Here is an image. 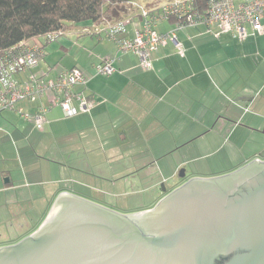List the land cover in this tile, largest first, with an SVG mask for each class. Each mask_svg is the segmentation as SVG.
Wrapping results in <instances>:
<instances>
[{"label": "crops", "instance_id": "1", "mask_svg": "<svg viewBox=\"0 0 264 264\" xmlns=\"http://www.w3.org/2000/svg\"><path fill=\"white\" fill-rule=\"evenodd\" d=\"M172 27L169 20L156 23L160 33ZM176 37L183 55L168 41L151 52L147 69L139 66L134 52H120L114 42L78 29L76 36L49 43L40 37L29 39L43 47L41 71L54 68L49 74L55 76L65 68H80L87 82L76 88L94 96L96 104L71 117L53 106L42 130L18 111H0V193L16 201L18 188L24 186L13 179V173L21 175L19 167L9 162L16 163L18 155L37 144L45 150L58 147L63 156L67 148L82 151L84 157L71 158L77 160V170L99 162L114 171L117 165L121 167L116 170L149 166L157 176L151 179L153 186L173 180L180 168L187 172L189 167L187 178L171 189L162 186L163 195L189 178L213 177L206 172L232 161V156L241 154L242 160L223 171L260 159L259 154L264 155V32L239 39L215 26L196 25L179 29ZM112 57L115 70L106 76L95 74V65ZM36 105L24 101L16 107L30 113ZM243 147L250 149L249 155L242 153ZM8 244L12 243L3 245Z\"/></svg>", "mask_w": 264, "mask_h": 264}, {"label": "water", "instance_id": "2", "mask_svg": "<svg viewBox=\"0 0 264 264\" xmlns=\"http://www.w3.org/2000/svg\"><path fill=\"white\" fill-rule=\"evenodd\" d=\"M0 264H264V159L131 214L60 192L35 231L0 246Z\"/></svg>", "mask_w": 264, "mask_h": 264}, {"label": "built area", "instance_id": "3", "mask_svg": "<svg viewBox=\"0 0 264 264\" xmlns=\"http://www.w3.org/2000/svg\"><path fill=\"white\" fill-rule=\"evenodd\" d=\"M194 0H167L160 6L143 8L140 15L142 24L134 23V18L106 20L103 28H96L97 33L114 42L120 52H134L139 57V66L147 69L150 66V54L159 46L171 41L177 52L183 55L184 49L177 40L176 32L186 26H216L220 32L232 33L239 39L261 34L264 25L261 18L264 14V0H207L206 11L198 12L193 7ZM175 18L173 27L165 33L158 32L156 23L162 19ZM133 25V36L129 37L126 26ZM59 36L57 31L41 35L44 42H51ZM44 52L37 41L32 43L23 40L18 44L0 50V110H13L15 104L26 100L37 102L33 112L19 109L25 118H31L35 128L42 130L46 123V113L59 106L65 117L88 112L96 99L86 94L84 88L87 77L78 67L65 69L51 76L49 68L46 72H32L42 58ZM115 57L106 58L95 65V74L109 75L115 68ZM45 99L46 102H41Z\"/></svg>", "mask_w": 264, "mask_h": 264}, {"label": "rangeland", "instance_id": "4", "mask_svg": "<svg viewBox=\"0 0 264 264\" xmlns=\"http://www.w3.org/2000/svg\"><path fill=\"white\" fill-rule=\"evenodd\" d=\"M135 1L134 11L136 12L141 6H150L149 2L153 1L152 4H160L165 0ZM119 7L124 11L123 14H131L130 10H128L129 8H127L130 7L129 3L120 4ZM105 17V20L109 21L115 19V16L107 15ZM82 24L80 23L77 28L68 30L66 34H62L58 39L63 40L64 36H76V29L80 30ZM84 25H88V23H84ZM39 40L42 42L44 38L40 37ZM51 58L53 56H50ZM65 61L70 62L68 59ZM47 63L49 62L47 61ZM57 64L55 67L58 68ZM40 72L44 71H41L39 66L33 69L35 74L39 75ZM46 143H49V141L46 140ZM43 148H40L37 144L33 148H28L30 150L28 153L18 155L16 163L14 161L9 162L12 167H19L21 175L19 176L17 172L13 173V179L19 183V187H24L18 188V195L15 197L16 201L14 198L10 199L8 195L6 197L5 193H0V245L15 243L35 231L45 219L57 195L60 193H57L58 191L78 195L121 214H131L155 206L161 199V195H163L162 186L171 189L182 179L179 176L181 170H184L183 178H187L190 175L189 167L187 172L185 167H182L178 170L173 180L153 186L150 185L151 179L154 177L156 179L157 176L155 170L149 166L142 169L139 166V168L131 167L129 170H123L122 168L116 170L121 167V165H117L119 167L114 166L116 167L113 168L115 169L114 171L104 167L99 162L96 166H91V168L87 167L86 163L83 165L85 169L77 170L75 165L77 160L73 161L71 158L83 156L80 154L82 151H73L72 148L63 149L65 151L64 155L66 154V156H63L59 153L58 147L57 149L55 147L49 149L46 146L48 150ZM243 149L244 152L242 153L249 155L250 149L247 147H243ZM259 156L261 157L260 159H264V155L259 154ZM232 157V161L220 164V166H216L214 170H211L212 172L208 170L206 173L210 176H215L233 171H223V169L231 164L235 167V163L242 160V155ZM251 159L253 160L254 158ZM63 161H66L65 164ZM1 165L3 166L4 163ZM120 175L124 177L115 178Z\"/></svg>", "mask_w": 264, "mask_h": 264}, {"label": "trees", "instance_id": "5", "mask_svg": "<svg viewBox=\"0 0 264 264\" xmlns=\"http://www.w3.org/2000/svg\"><path fill=\"white\" fill-rule=\"evenodd\" d=\"M166 1L160 4L150 3V6H141L135 12L136 3L132 0H0V50L12 47L23 40L39 38L41 35L53 31L59 33L56 38L58 39L68 30L77 28L80 23H83L80 28L81 33L108 39L103 31L99 33L95 31L96 28H103L102 24L106 21L105 16H115L113 20L126 19L132 16L134 23L140 26L143 21L140 12L143 8H153L154 5L160 6ZM127 3L130 5L127 8H129L128 10H130L131 14H123L124 11L119 7L120 4L124 5ZM206 3L207 0H194L193 7L198 12L204 13L206 11ZM169 21L174 24L175 18H170ZM84 23H88V25H84ZM128 27L132 29L133 33V25L129 23L126 26L127 32L125 34L129 36ZM50 69L52 70L53 68ZM24 101L26 100L19 102ZM17 103L13 110L19 112L21 108L16 107ZM19 113L21 115V112Z\"/></svg>", "mask_w": 264, "mask_h": 264}]
</instances>
